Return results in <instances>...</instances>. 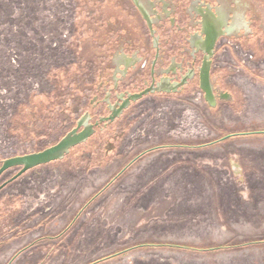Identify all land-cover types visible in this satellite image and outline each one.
Wrapping results in <instances>:
<instances>
[{"label":"rangeland","instance_id":"obj_1","mask_svg":"<svg viewBox=\"0 0 264 264\" xmlns=\"http://www.w3.org/2000/svg\"><path fill=\"white\" fill-rule=\"evenodd\" d=\"M136 2L0 0V165L56 144L85 116H109L122 95L145 88L155 37L164 52L183 43L174 15L166 16L177 0H138L162 24L153 36ZM207 4L228 27L236 13L247 20L217 46L216 103L197 80L152 93L62 159L8 185L0 192V264H264V244L139 246L264 239V133L220 139L264 131V0Z\"/></svg>","mask_w":264,"mask_h":264},{"label":"flooded vegetation","instance_id":"obj_2","mask_svg":"<svg viewBox=\"0 0 264 264\" xmlns=\"http://www.w3.org/2000/svg\"><path fill=\"white\" fill-rule=\"evenodd\" d=\"M136 1H137L136 4H137L138 9L142 13L143 18L145 19L147 23L149 34L153 36L155 33L154 26H156L157 28V24L159 27L162 24L158 23V20L153 21V18L146 11V9L138 3V0ZM205 1L206 3H204V0H177L178 6H174L172 10L166 9L167 17L168 16L171 17V15H174L173 17L170 18L171 26L173 29L176 30V32L179 35H181L180 39L181 41H183V43L182 44L178 43L177 46L175 45V43L171 44L170 45L171 48L167 50V52H164L163 50L165 48L162 46L161 41H159L158 38L155 37L153 39V45H152V47L154 48L155 54H154L153 60L151 61L147 80L145 81L148 84L145 86V88L139 89L137 92H130L125 95H122L123 97H120L121 101L115 104L111 108L110 115H112L114 111H117L118 109H120L121 106L124 105L126 100L128 99L129 101L126 103L125 107L118 113L117 117L121 116L126 111V109H128L132 105L134 101L140 100L144 98L145 96L150 95L152 93L177 92L179 91V89L185 87L188 83L192 82L193 80L198 81V87L200 88L201 92L203 93L205 97V92L201 88L202 68L205 62H209L210 78H211V71L213 67V61H214L217 46L220 43V39L228 32L227 30L228 26L226 24V20H227L226 16H224V14L219 11V9L217 11H214L212 7L207 4V0ZM181 3H185V4L181 6L180 5ZM167 7L168 6H166V8ZM179 12L181 13L180 15H178ZM181 16L183 17V19L181 18ZM210 25L214 27L218 26L220 29V35L217 38L214 46L210 50H208V45L206 43L205 29H206V26H210ZM176 60H180V62L177 63ZM166 61L170 63L166 64ZM121 62L124 64L125 69L127 70L130 68V66H132V63H130V60L128 58H121V60H119L118 63H121ZM147 64L148 62H146L143 67L144 68L147 67ZM211 83H212V79H211ZM117 87H118V84L116 85V88ZM212 87H213L215 99H217L213 83H212ZM147 89H149V92L144 94L140 98L130 99L131 95L142 93L144 90H147ZM83 118H86V120H84V124L86 122L93 124L95 129L96 127L101 125V123L106 124V123L113 122L114 120H116L115 118L112 121L101 122L100 119L103 117H100L98 121L91 123L89 117L85 116ZM81 120L77 122V125L72 130L78 127V123ZM97 122L99 123L98 125H96ZM83 125L78 129V131H81L84 128ZM168 146H173V145H168ZM52 162H55V161H52ZM52 162H49L43 165H48ZM15 168L17 169V171L11 177L1 181V178L7 171L4 172L0 176V192L3 191L8 185L15 182L18 178H20L21 176H23V174L27 172L26 171L21 176L14 178V176L21 170L22 167H15ZM0 217H1V214H0ZM4 220L5 219H2V221ZM2 221H0V233L1 231L4 230V226H6L5 225L6 220L4 222ZM5 243L6 242L4 240H1L0 248H2L3 245H5ZM21 251L22 249L19 250L14 255V257H16Z\"/></svg>","mask_w":264,"mask_h":264},{"label":"water","instance_id":"obj_3","mask_svg":"<svg viewBox=\"0 0 264 264\" xmlns=\"http://www.w3.org/2000/svg\"><path fill=\"white\" fill-rule=\"evenodd\" d=\"M206 34V43L208 45V50H210L217 38L220 35V29L219 27L214 26H206L205 29ZM201 88L205 92V99L211 104L214 105L216 102L215 95L213 92V87L211 83L210 78V68H209V62H205L204 66L201 71ZM149 89L144 90L142 93L134 94L130 96V99H137L143 96L144 94L148 93ZM129 101L126 100L125 104L121 106L120 109L117 111H114L112 115L108 117H103L100 119L101 122L103 121H112L117 116L118 113L125 107L126 103ZM84 120L86 118H83L79 123L78 127L68 134H66L61 140H59L56 144L45 148L44 150L38 151V152H31L23 155H17L12 156L9 158H6L2 165L0 166V176L15 167H22L21 170L14 176V178H17L21 176L26 171L39 166L43 165L52 161H56L59 159H62L72 147H75L83 142H85L87 139H89L94 131V125L90 123H85ZM84 124V125H83ZM99 123L97 122L96 125ZM84 126V128L81 131H78V129L81 126ZM257 133H264V131H251V132H242V133H232L229 134V136H236V135H245V134H257ZM152 149L145 150L141 154H139L137 157H135L133 160H131L107 185H109L114 179H116L119 175H121L126 169L134 163L137 159H139L142 155L146 154L147 152L151 151Z\"/></svg>","mask_w":264,"mask_h":264},{"label":"trees","instance_id":"obj_4","mask_svg":"<svg viewBox=\"0 0 264 264\" xmlns=\"http://www.w3.org/2000/svg\"><path fill=\"white\" fill-rule=\"evenodd\" d=\"M232 134V133H230ZM229 134L223 136L222 140H228V139H231L232 137L234 136H229L227 137ZM127 170V169H126ZM125 172V171H124ZM229 242H226L224 244H221V245H215V246H196V245H193V244H183V243H180V242H159V243H144V244H141L139 245L140 247H148V246H162V247H166V248H175V249H190V250H193V251H203V252H209V251H226V250H234V249H238V248H245V247H249L251 245H258V244H262L264 243V241H261V240H257V241H250V240H246V241H242V242H235L234 244L230 243ZM136 247V246H135ZM126 250H123L121 252H118V253H123L125 252ZM107 258V257H106ZM105 258L103 259H97L93 262H90L88 264H98L99 262L103 261Z\"/></svg>","mask_w":264,"mask_h":264},{"label":"clouds","instance_id":"obj_5","mask_svg":"<svg viewBox=\"0 0 264 264\" xmlns=\"http://www.w3.org/2000/svg\"><path fill=\"white\" fill-rule=\"evenodd\" d=\"M247 24V20L242 13H236L232 23L228 27V31L242 30Z\"/></svg>","mask_w":264,"mask_h":264},{"label":"crops","instance_id":"obj_6","mask_svg":"<svg viewBox=\"0 0 264 264\" xmlns=\"http://www.w3.org/2000/svg\"><path fill=\"white\" fill-rule=\"evenodd\" d=\"M233 168H234V172L235 173L240 172L239 169H238V167H237V164L234 163ZM250 241H252V240H250ZM254 241H257V240H254ZM261 241H264V239H261ZM262 244H264V243H262Z\"/></svg>","mask_w":264,"mask_h":264}]
</instances>
